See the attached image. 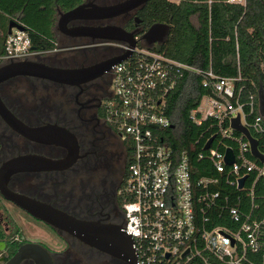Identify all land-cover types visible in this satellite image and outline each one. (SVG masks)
Here are the masks:
<instances>
[{
	"label": "built area",
	"instance_id": "1",
	"mask_svg": "<svg viewBox=\"0 0 264 264\" xmlns=\"http://www.w3.org/2000/svg\"><path fill=\"white\" fill-rule=\"evenodd\" d=\"M226 1L247 5V0ZM136 39L132 56L111 70L113 96L105 110L108 122L129 137L134 150L123 211L138 264H264V161L233 128L239 118L264 156V115L255 84L249 88L241 75L222 77L212 68L171 59ZM118 45L122 54L130 49ZM41 54L26 30L14 28L0 68ZM187 73L201 78L207 92L189 114L200 133L191 150L177 155L164 139L173 127L166 107ZM229 150L233 164L226 160ZM193 159L206 164L198 168Z\"/></svg>",
	"mask_w": 264,
	"mask_h": 264
},
{
	"label": "flooded vegetation",
	"instance_id": "2",
	"mask_svg": "<svg viewBox=\"0 0 264 264\" xmlns=\"http://www.w3.org/2000/svg\"><path fill=\"white\" fill-rule=\"evenodd\" d=\"M124 1L85 0L96 6ZM141 10L108 20L78 19L68 27L76 34L118 26L142 32L141 38L147 32L135 20ZM59 19L55 49L33 61L72 72L70 82L17 76L0 84V99L16 121L0 113V264H137L134 254L95 244L110 235L121 241L126 225L122 199L132 146L107 120L113 67L103 70L122 48L68 36ZM258 100L264 115L263 84Z\"/></svg>",
	"mask_w": 264,
	"mask_h": 264
},
{
	"label": "trees",
	"instance_id": "3",
	"mask_svg": "<svg viewBox=\"0 0 264 264\" xmlns=\"http://www.w3.org/2000/svg\"><path fill=\"white\" fill-rule=\"evenodd\" d=\"M182 0L175 4L169 0H151L138 13L142 27L148 31L155 24L171 27L170 35L153 51L193 67L212 68L222 77L241 75L246 85L258 95L264 85V5L262 0H247V5L229 4L226 0ZM85 0H0V56L5 53L11 21L20 22L29 33L36 52L55 49L56 33L53 29L60 10L71 11ZM239 56V58H238ZM202 79L185 74L176 90L167 99L166 115L173 127L164 132L167 145L177 155L191 150L200 129L189 119L190 111L197 107L206 94ZM128 163L133 162L132 148ZM193 164L203 168L206 162ZM202 175L211 176L210 173ZM127 201L123 197V204Z\"/></svg>",
	"mask_w": 264,
	"mask_h": 264
},
{
	"label": "water",
	"instance_id": "4",
	"mask_svg": "<svg viewBox=\"0 0 264 264\" xmlns=\"http://www.w3.org/2000/svg\"><path fill=\"white\" fill-rule=\"evenodd\" d=\"M149 1L151 0H126L124 2L110 5V6H96L91 5L90 3H83L82 5L78 6L77 8L68 11V12H60V19L58 22L60 30L71 37H91L94 40H100L102 42H106L109 44H123L128 45L130 47L129 51L125 54H122L118 57L115 61L111 62L109 66L105 67L103 70H110L112 67L122 63L123 61L129 59L132 56L134 49L137 47L138 41L136 37L140 35L142 32L134 31L130 32L126 29L118 26H108V27H87L82 28L79 30L78 33L72 34L71 30L69 29L68 25L70 22L78 19H88V20H108L114 19L117 17H121L123 15L139 11L141 10ZM137 24L141 23V19L139 16L135 18ZM19 29L21 31H25V27L15 21H11L9 24V35L12 34L13 29ZM171 27L165 24H155L153 25L145 34H143L140 38L147 47L152 48L157 45H162L167 40L168 36L170 35ZM35 50V48H33ZM45 74V75H44ZM73 74L69 71H61L46 67L43 64H40L36 61L30 60L25 62L19 63H12L5 67L0 68V84L10 78L17 77V76H30L35 78L47 77L49 79L60 81L63 83H69L70 80L69 76ZM0 113L6 117L7 122L13 123L16 121L12 119L11 114L7 110L6 105L0 99ZM233 128L238 131L239 133L246 136V138L250 141L252 147V153L255 157L260 158L264 161V156L259 151V144L258 141L252 136L249 130L241 125L240 119H236L233 122ZM214 138L210 140L207 145V149L213 143ZM227 163L233 164L235 161L234 153L229 150L227 152ZM13 163L12 165H14ZM13 173V170H9L7 175ZM244 181L241 182V188H243ZM6 194V193H5ZM7 195V194H6ZM8 197V196H7ZM12 199L11 197H8ZM13 200V199H12ZM13 201L18 202L16 199ZM21 203V202H20ZM52 224L54 222L52 220H48ZM119 237L121 238L119 242L112 235L108 239L105 237H100L95 241V244L101 248L109 247V251L114 249L115 251L119 252L120 254H135L134 249V241L128 231L120 228ZM114 253V252H113ZM19 253L17 257H21ZM16 257V258H17ZM136 258V257H135ZM20 259V258H19ZM137 261V258H136ZM10 264V263H9ZM138 264V262H137Z\"/></svg>",
	"mask_w": 264,
	"mask_h": 264
},
{
	"label": "crops",
	"instance_id": "5",
	"mask_svg": "<svg viewBox=\"0 0 264 264\" xmlns=\"http://www.w3.org/2000/svg\"><path fill=\"white\" fill-rule=\"evenodd\" d=\"M60 12H62V11L59 10V11L57 12V15L55 16V19H58V18L60 17V14H59ZM53 31H54V33L56 32V25H55ZM0 34H1V32H0Z\"/></svg>",
	"mask_w": 264,
	"mask_h": 264
}]
</instances>
